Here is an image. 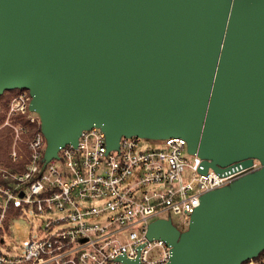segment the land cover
<instances>
[{
    "label": "water",
    "instance_id": "obj_1",
    "mask_svg": "<svg viewBox=\"0 0 264 264\" xmlns=\"http://www.w3.org/2000/svg\"><path fill=\"white\" fill-rule=\"evenodd\" d=\"M14 90L41 118L44 166L93 127L109 149L182 137L204 173L258 159L203 195L186 231L157 220L147 236L172 246L167 264L264 251V0H0V96Z\"/></svg>",
    "mask_w": 264,
    "mask_h": 264
},
{
    "label": "built area",
    "instance_id": "obj_2",
    "mask_svg": "<svg viewBox=\"0 0 264 264\" xmlns=\"http://www.w3.org/2000/svg\"><path fill=\"white\" fill-rule=\"evenodd\" d=\"M31 100L18 90L0 119V135L11 140L0 163V264H167L172 246L150 240L149 226L171 220L186 231L203 195L262 168L254 159L204 173V159L182 137L122 136L109 149L100 127L44 166L47 141ZM30 213L41 217L38 227Z\"/></svg>",
    "mask_w": 264,
    "mask_h": 264
},
{
    "label": "rangeland",
    "instance_id": "obj_3",
    "mask_svg": "<svg viewBox=\"0 0 264 264\" xmlns=\"http://www.w3.org/2000/svg\"><path fill=\"white\" fill-rule=\"evenodd\" d=\"M15 91H18V90H15ZM16 94H17V92L10 93V94L9 93H6V96L4 98H0V119H3L5 117V114L8 111L9 104H10L12 98ZM4 135L5 136H8L6 133ZM10 142H11V140H10ZM148 143L155 144L154 142H148ZM2 162H6V159L4 157H2V159H0V163H2ZM29 218H30L31 223H33L36 227L39 226L38 224H39V221L41 220V217L40 216L34 217L33 214L30 213L29 214ZM173 221H174L175 224H178V218L177 217H175L173 219ZM262 260H264V254L257 260L258 261V264H264V261H262Z\"/></svg>",
    "mask_w": 264,
    "mask_h": 264
},
{
    "label": "trees",
    "instance_id": "obj_4",
    "mask_svg": "<svg viewBox=\"0 0 264 264\" xmlns=\"http://www.w3.org/2000/svg\"><path fill=\"white\" fill-rule=\"evenodd\" d=\"M15 92H17V91H15V90L14 91H7L3 95H1L0 98H4L6 96V93L10 94V93H15ZM4 134L0 135V138H1L0 139V159H2V157H4L6 159V162H7L11 142H10V137L5 136ZM263 254H264V251L257 258H255V260H258ZM248 263H249V261L244 262V264H248Z\"/></svg>",
    "mask_w": 264,
    "mask_h": 264
}]
</instances>
